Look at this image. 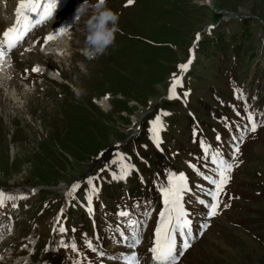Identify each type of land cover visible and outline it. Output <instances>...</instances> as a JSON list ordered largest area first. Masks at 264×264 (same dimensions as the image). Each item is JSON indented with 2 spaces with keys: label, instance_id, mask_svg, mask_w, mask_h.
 <instances>
[{
  "label": "rangeland",
  "instance_id": "obj_1",
  "mask_svg": "<svg viewBox=\"0 0 264 264\" xmlns=\"http://www.w3.org/2000/svg\"><path fill=\"white\" fill-rule=\"evenodd\" d=\"M106 6L118 13L119 31L114 45L103 55L88 59L81 54L86 46V20L92 11L87 12L88 15L81 20L78 28L72 29L74 33H69V47L58 54L64 57L68 51L70 58L59 61L55 56L47 58L37 48L31 53L22 52L26 47L11 52L15 71L24 69L26 62L40 60L58 68L64 80L55 83L46 79L40 85L42 90L37 87L32 90L34 87L29 86V92L35 93L30 95L27 87H20L16 79L18 97L23 95L17 99L18 103L3 91L0 81V192L8 194L12 190L31 188L33 194L39 190L33 196L29 210L20 208L22 204L19 199L0 207V252L3 253L9 247H18L23 240L30 242L29 236L34 235L39 243L37 260L33 264H42L44 258L40 249L43 248V242L45 246L42 251L45 252L47 248V252L54 253V220L50 217L44 222L46 219L41 217L48 213V209L57 208V204L51 201L58 199L59 203L66 188L68 193L76 181L84 177L81 184H88V178L95 176L93 182L98 188L96 194L103 199L92 198L97 214L96 223L101 228L98 252L109 254V259L126 256L123 246L130 239L124 241L121 233L131 238L135 228L144 231L146 224H149V237L145 240L152 242L155 219L162 208L161 196L157 198L156 190L167 182L169 173H176V169L187 171V164L181 161L186 155L185 150L190 149L189 154L194 157L188 165V171L193 182H196L195 186L200 187L203 182L192 174L198 168L206 171L212 169L204 167L192 148L202 151L201 141L211 145L214 150L224 144L226 146L218 150L230 159L234 144L239 142L233 137L243 135L246 142L244 146L240 144L238 156L242 164L234 172L232 186L227 188V185L225 188L234 200L225 203L228 207L222 204V213L213 218L209 230L183 255L179 264H264V129L257 130L251 136L245 133L248 113H252L253 118L260 117L261 113L264 120V109L250 111L256 103L258 106L264 105V0H211L210 4L206 0H134L128 6L126 0H108ZM66 8L69 9V6ZM14 11V2L8 15L4 5L0 8V33L12 23ZM72 13L75 12L70 11L68 16ZM57 17L49 21V28L55 23L57 29ZM80 19L73 18L75 23ZM197 33L201 37L194 47L195 62L180 93L181 101L186 104L167 103L164 95L172 74H177V66L189 58L190 46ZM220 35L224 45L219 41ZM216 40L221 50L217 49ZM236 45L241 47L235 54L238 57L233 58V47ZM13 53L17 56L16 65ZM239 68L242 73H239ZM12 76L16 78L15 73ZM236 86L245 87L240 97L249 105L252 101L250 106H245L243 101L230 95ZM78 92L81 94L77 95ZM106 95L110 97L106 101L109 104L107 110L100 106ZM213 103L225 106L217 111V115L226 116L229 123L233 120L231 125L225 123L217 131L220 142H217V134L209 133L210 128L218 130L221 125L214 123L210 113H207V106L214 108ZM156 109L157 114L163 111L169 113L162 118L168 145L165 138L161 137L160 150L163 151L162 147L168 151H172V148L182 150L178 156L179 164H175L176 169L171 160H164L155 150L150 138L149 122H145L142 127V135L134 143V149L131 143L124 145L127 140L137 138L140 119L141 123L144 122L145 116L152 115ZM118 145V150L114 151ZM112 149L114 152H111ZM118 152L126 154L141 175L151 174L148 169L150 162L154 165L155 162L166 161L167 166V169H161V173L152 174L150 179L143 177L146 182L141 195L132 193L136 199L145 201L133 204L130 194L126 193L128 209L125 204L122 207L114 205L118 200L116 193L119 183L112 177L115 168L110 162ZM106 167V171H101ZM203 181L208 183L205 179ZM135 182L125 191L138 185ZM206 186L204 189H208ZM134 190L139 193L138 187ZM76 191L73 192L76 194L72 193L67 198L74 210L79 207L73 198L82 203L87 199L84 192L79 194ZM125 191H121V196ZM30 192L25 191L23 194L29 196ZM89 195H92L91 191ZM48 201L50 203L42 207ZM14 205H17L18 210L22 209L21 213L17 214L16 209L15 213L10 210ZM43 208L44 212L41 211ZM40 211L42 214H39ZM121 211L128 212L130 216H116ZM81 217L84 225L75 231L82 236L79 241L88 243L95 230L90 229L87 220ZM38 218L43 223H37ZM129 220L137 221L138 224L129 227ZM73 224L77 222L74 220ZM201 225H195L196 238L202 231L197 230ZM46 226H50V229ZM108 227L117 239L107 237ZM24 247L16 248L19 255L14 263L21 264L27 258L23 256L25 252L21 251ZM28 249L32 251L31 247ZM141 252L142 257H146L145 250ZM86 258L96 262L94 254ZM73 259L68 253L61 252L54 263L69 264ZM145 264H149L148 261Z\"/></svg>",
  "mask_w": 264,
  "mask_h": 264
},
{
  "label": "snow or ice",
  "instance_id": "obj_2",
  "mask_svg": "<svg viewBox=\"0 0 264 264\" xmlns=\"http://www.w3.org/2000/svg\"><path fill=\"white\" fill-rule=\"evenodd\" d=\"M133 3L134 0H126V6L132 5ZM56 7L57 0H19L15 9L16 19L13 25L8 27L2 35H0V67L4 65L5 57L21 43L25 42L26 38L38 25H42L51 19ZM32 14H35V19L32 18ZM66 31L67 29L62 28L57 34H64ZM196 38L199 40V33H197ZM53 39H55L54 35H48L44 38V42L47 43ZM192 63L193 50L190 49L188 60L177 67L181 73H186ZM31 71L39 72L40 69L38 67H33ZM181 84V76L173 73L168 88V99L178 98L177 89ZM185 95H187V93H185ZM241 95L243 94L241 93ZM167 115H169V113L161 112L157 114L153 120L149 121L150 138L157 148H159L162 143L161 132L165 128L162 118ZM246 119L248 124L245 130L248 133H255L259 127L264 126V120H255L252 113H248ZM216 139L219 141L220 137L217 136ZM233 139L238 140L239 143L234 144L230 159L226 158L219 150L212 149L211 145H205L203 141L200 142L204 157L214 165L212 169L214 175L204 176V179L212 186L205 192V195L209 196L211 199L209 201L202 199L198 200V203L206 208V214L209 219L220 214V197L223 195L226 186L232 179L231 173L236 167H239L241 163L237 161V157L241 152L240 144L244 142V136L233 137ZM111 163L118 164L119 168L118 172L112 173L113 179H126L131 172L135 170V165L130 163V158L124 153L118 152L116 158ZM106 170L107 167L101 169V171ZM94 179L95 178L89 177L87 180L92 193V195L87 197L89 204L93 196L98 192V188L95 187L93 182ZM78 187V183L71 185L66 195L71 196ZM190 191L191 189L188 186L187 178L183 173H169L167 182L160 186L159 192L161 195L162 208L157 216L156 227L153 230L152 246L149 249L152 264H179L180 257L193 246L196 234L193 232V222L190 219L191 214L184 206V197ZM26 198L25 196L16 197L0 192V207H3L9 201ZM223 206L228 207L226 204ZM150 214L151 213H148L147 215ZM119 215L122 217L130 216L126 211H121ZM137 224V221H128L129 227L136 226ZM200 227L201 229H207L210 225L205 223ZM59 231L64 232L66 229L61 227ZM199 234L202 235L203 232L201 231ZM121 236L124 241L131 239V243L127 245L130 249H136L142 243V238L137 232H133L131 238L125 236L124 233H121ZM88 244L89 247H91V241H89ZM61 246L70 247L72 251H77L75 243L69 245L61 242ZM45 250L47 251L48 249L46 248ZM92 250L96 251L94 248ZM99 254L101 256L104 255L102 252ZM125 264H141L136 251H132L130 255L125 258Z\"/></svg>",
  "mask_w": 264,
  "mask_h": 264
},
{
  "label": "clouds",
  "instance_id": "obj_3",
  "mask_svg": "<svg viewBox=\"0 0 264 264\" xmlns=\"http://www.w3.org/2000/svg\"><path fill=\"white\" fill-rule=\"evenodd\" d=\"M209 4L211 0H206ZM107 0H97L91 5L92 13L86 20V37L85 48L83 54L88 59H94L106 53L107 49L114 45L116 33L119 31L118 13L112 11L107 6ZM89 9L88 0L79 5L76 9V18L84 16ZM10 60L6 65L0 67V72L10 64ZM81 93H77L80 95Z\"/></svg>",
  "mask_w": 264,
  "mask_h": 264
},
{
  "label": "bare ground",
  "instance_id": "obj_4",
  "mask_svg": "<svg viewBox=\"0 0 264 264\" xmlns=\"http://www.w3.org/2000/svg\"><path fill=\"white\" fill-rule=\"evenodd\" d=\"M34 17H35V14H32V18H34ZM76 25H77V23H74L73 27H75ZM62 28H64V25L63 24L60 25V27H58L55 30L54 34L59 33V30L62 29ZM68 37H69L68 30L64 34H57L56 35V40L51 44L52 47L49 48V50H51V54H53V56H55V58L58 61L61 59V57L58 56V54L61 51L65 52L66 51V48L69 47V39H68ZM47 53H48V51H43V54L44 55H46ZM10 59H11L12 65H13V59H12V56L11 55H10ZM7 62H8V58L5 57V63H4V65H6ZM13 68H14V66H13ZM39 69H40L39 72H33V73L34 74H41L43 72H47V74L50 75L52 78H56V79L60 78L59 71L58 72H54V73H50L46 68H43L42 67V68H39ZM180 74H181V72H180ZM180 76L182 77V75H180ZM0 81H2L1 87H2L3 91L6 92L13 99V101L15 103H18L17 102L18 101L17 99H20L23 95L21 94V97H18L19 96L18 95L19 92H18L17 85H16V78L14 76H12L11 69H9L8 66L4 68V71L0 72ZM22 93H24V95L26 96V93L24 91H22ZM106 101H107V96L106 97L103 96V99L100 102V106L103 109H105V110L109 109L108 108L109 107V104ZM134 121H135V119H134Z\"/></svg>",
  "mask_w": 264,
  "mask_h": 264
},
{
  "label": "trees",
  "instance_id": "obj_5",
  "mask_svg": "<svg viewBox=\"0 0 264 264\" xmlns=\"http://www.w3.org/2000/svg\"><path fill=\"white\" fill-rule=\"evenodd\" d=\"M219 41H222L223 42V37L220 35L219 36ZM238 48H236V50H237Z\"/></svg>",
  "mask_w": 264,
  "mask_h": 264
}]
</instances>
